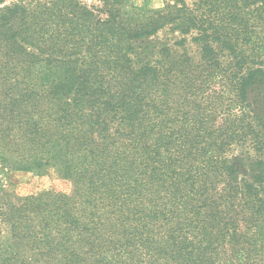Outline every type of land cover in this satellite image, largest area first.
Returning <instances> with one entry per match:
<instances>
[{
	"label": "trees",
	"instance_id": "16d2710c",
	"mask_svg": "<svg viewBox=\"0 0 264 264\" xmlns=\"http://www.w3.org/2000/svg\"><path fill=\"white\" fill-rule=\"evenodd\" d=\"M0 0V264H264V0ZM166 32L160 37V32Z\"/></svg>",
	"mask_w": 264,
	"mask_h": 264
},
{
	"label": "rangeland",
	"instance_id": "374dc122",
	"mask_svg": "<svg viewBox=\"0 0 264 264\" xmlns=\"http://www.w3.org/2000/svg\"><path fill=\"white\" fill-rule=\"evenodd\" d=\"M166 0H134L136 5L145 2L150 8L161 7ZM191 2L192 0H186ZM89 5H98L96 0H85ZM160 37H165L166 32L159 33ZM0 189L4 192L13 193L19 196L37 194L50 190L60 193H69L71 183L62 178L57 170L52 167L34 165L32 168H17L3 162L0 155Z\"/></svg>",
	"mask_w": 264,
	"mask_h": 264
}]
</instances>
